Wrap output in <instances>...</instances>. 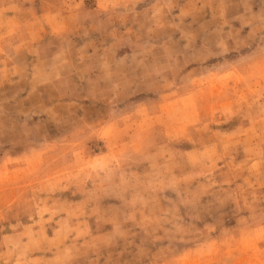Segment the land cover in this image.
Returning a JSON list of instances; mask_svg holds the SVG:
<instances>
[{
	"label": "rangeland",
	"instance_id": "1",
	"mask_svg": "<svg viewBox=\"0 0 264 264\" xmlns=\"http://www.w3.org/2000/svg\"><path fill=\"white\" fill-rule=\"evenodd\" d=\"M107 1L0 45V264H264V0Z\"/></svg>",
	"mask_w": 264,
	"mask_h": 264
},
{
	"label": "crops",
	"instance_id": "2",
	"mask_svg": "<svg viewBox=\"0 0 264 264\" xmlns=\"http://www.w3.org/2000/svg\"><path fill=\"white\" fill-rule=\"evenodd\" d=\"M56 0H0V45L16 46L21 48V54L28 57L31 49L48 48L49 41L43 43H32L37 39H48L57 36V32L65 33L71 27L86 26L93 29L97 25H106L108 16L101 14V11L109 5L107 0H97L94 4L86 5L85 0H64L59 4ZM67 5V6H66ZM69 26V28H68ZM73 36L67 43L76 46ZM65 40L68 38L65 37ZM73 43V44H72ZM86 47V46H83ZM77 46L76 55H84V48ZM81 48L83 49L81 51ZM86 49V48H85ZM41 60L45 61V58ZM48 70V69H47ZM59 77L58 80H63ZM69 86L65 82L58 83L61 86L62 96H70L69 89H77V95L85 97L84 90L79 91L80 84L76 83V77L68 78ZM91 84H96L92 79ZM48 81V80H47ZM54 82V81H53ZM90 82V81H89ZM56 85V83H55ZM89 86L90 83L85 84ZM85 85H82L84 87ZM70 87V88H68ZM71 93V92H70ZM82 93V94H81ZM70 99V98H68ZM103 128L105 125L102 126Z\"/></svg>",
	"mask_w": 264,
	"mask_h": 264
}]
</instances>
